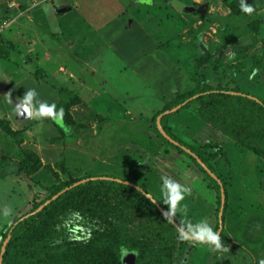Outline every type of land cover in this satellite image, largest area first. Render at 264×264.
Wrapping results in <instances>:
<instances>
[{
	"label": "rangeland",
	"instance_id": "rangeland-1",
	"mask_svg": "<svg viewBox=\"0 0 264 264\" xmlns=\"http://www.w3.org/2000/svg\"><path fill=\"white\" fill-rule=\"evenodd\" d=\"M76 1L79 10L59 16L54 5L69 0H0V24L9 20L8 17L13 18L12 27L7 26L0 35V157L16 162L30 160L21 174L12 173L0 179V208L5 205L12 208L10 216H0V244L9 226L50 195L48 186L74 178L108 176L140 183L165 204L160 187L163 177H171L192 188L191 195L182 202L188 205V219L193 222L207 219L215 230L223 219L222 233L226 240L222 242L228 251L217 252L207 245L182 241L170 263L260 264L264 259V159L253 151L241 149L228 135L216 130L215 117L207 124L198 119L201 127L197 129L190 125L183 129L179 138L214 156L212 163L222 180L215 175L225 184L229 201L224 206L221 202L218 212L217 190L191 158L172 149L166 157L160 155L154 164L141 139L149 138L151 119L169 102L161 96H172V87L176 88L172 92L182 86L185 89L186 79L182 78L189 70L197 71L190 50L199 55L210 52L216 64H226L219 61L221 52H225L226 59L235 53L233 66L249 58L248 69L230 68L224 73L227 75L224 85L242 90L237 93L264 96L263 73L250 60L263 46L256 39L261 36L256 32V37L254 33H245L242 28V24L249 23L256 28V23L264 21V0H248L261 8L255 7L256 11L246 14L243 20L234 12L239 8V0H177L187 2L189 7H195L196 3L205 5V16L197 10L182 13L172 5L176 0H152L151 6L139 0H120L113 13L110 7L92 14L86 8L104 7L105 2L96 5L95 0ZM113 1L110 0L112 4ZM32 10L52 11L62 20L50 18L46 13V19L33 21L27 28L25 17L37 18ZM105 12L109 13L104 15ZM223 22H234L236 25L231 27H238L236 31L247 34V39L218 50L220 32L224 43L231 40L229 31L219 30ZM42 53L52 60L47 59L46 63ZM30 88L37 89L40 99L64 108L63 126L50 118L17 116L15 103ZM61 95L69 100L68 105L62 104ZM187 115H175L171 121L177 124L179 117L186 120ZM190 154L194 156V152ZM145 164L152 169H147ZM176 217L183 218L179 213ZM139 258L135 251H130L124 259L120 255L123 264L151 263V257ZM35 261L39 264L83 262L70 254L63 256L55 249L45 250L41 258H33L32 264Z\"/></svg>",
	"mask_w": 264,
	"mask_h": 264
},
{
	"label": "trees",
	"instance_id": "trees-1",
	"mask_svg": "<svg viewBox=\"0 0 264 264\" xmlns=\"http://www.w3.org/2000/svg\"><path fill=\"white\" fill-rule=\"evenodd\" d=\"M194 5L198 6L197 3ZM234 12L237 15L242 13L240 8H235ZM9 14L12 13L9 12ZM8 19L13 20L11 17ZM261 22L264 21H259L256 24ZM248 25L250 28H254L251 23ZM11 27L9 26V28ZM263 52L264 41L260 53H254L250 60H253L254 67L261 70L264 75ZM207 56L208 58L204 54L202 58L205 63L209 62L213 73L208 75L209 72H207L205 82L201 80L192 90L175 95L151 119L149 138L141 140L154 164L160 155L166 157L172 149L191 158L216 188L219 197L218 212H220L222 185L182 146L194 152L221 179L212 163L214 156L207 154L202 148H195L179 137L187 125L197 129L198 126L201 127L198 124V119L207 124L209 119L215 117L217 119V122H214L217 125L216 130L228 135L241 149L253 151L255 155L264 159V100L259 98L261 102H258L249 97L250 93H244L245 95L227 93L228 91L242 93V90L236 86L224 85V81L227 80V75L224 73L230 68L240 67L245 70L249 58H243L241 64L230 65L232 67L221 73L218 70L219 64L213 61V56ZM198 94L199 96L194 98ZM188 100L190 101L183 105ZM61 102L64 106L69 104L65 95H61ZM181 105L183 106L178 111L171 112ZM166 111H170V114L164 115ZM182 113L185 116L186 113L188 114L186 120L179 117L177 124L171 121L172 117ZM160 115H162L163 129L180 145L171 142L161 132L158 126ZM222 150L223 145L220 152ZM29 162L30 160L16 162L0 157V179L8 178L12 173L21 174L26 166L30 165ZM145 166L147 169H152L147 164ZM92 177L96 176L74 178L68 182L48 186L46 190L50 195L36 203L31 211L23 214L8 227L0 244L1 258L2 249L10 237L3 264H32L33 258H41L45 250L52 249L57 250V253H61L63 256L70 254L72 258H79L83 261L82 264H109L116 259L118 260L116 264H123L119 252L122 245H126L130 251H138L141 260L146 256L151 257L150 264H172L170 262H173V256L179 250L182 241L178 239L176 227L167 222L158 206L148 198L147 194L150 192L139 181V184H134L139 185L145 192L133 185L102 179L101 176L99 179L74 186L53 200L43 210L36 212L64 189ZM223 186L227 195L226 205H228V192L225 184ZM158 202L168 210L169 207ZM176 221L178 224L180 223L177 217ZM220 226L219 220L217 231ZM221 237L222 240H226L223 233H221ZM28 247L33 249L27 250ZM245 256L249 260L252 259L248 254ZM33 264H39V262L35 261Z\"/></svg>",
	"mask_w": 264,
	"mask_h": 264
},
{
	"label": "clouds",
	"instance_id": "clouds-1",
	"mask_svg": "<svg viewBox=\"0 0 264 264\" xmlns=\"http://www.w3.org/2000/svg\"><path fill=\"white\" fill-rule=\"evenodd\" d=\"M141 4L151 6L152 0H139ZM239 8L242 13L252 15L256 9L252 3L248 0H239ZM235 59V53L229 56V60ZM256 71L252 73L255 76ZM251 78V77H250ZM40 94L36 88L27 89L26 93L19 98V102L15 103V112L17 116L28 119H43L50 118L53 121L64 125L65 110L63 107L57 106L55 102L49 103L46 100L39 98ZM9 102H12L10 99ZM160 192L163 197L162 201L169 205L168 210L164 211L163 215L169 224L176 227L178 233V239L181 241H190L198 245H207L213 248L217 252H226L228 248L222 242L220 232L215 230L207 219H201L193 222L187 218L188 205L182 203L186 200L187 196L192 193V188L187 184H181L171 177H163ZM153 204H156L160 199L154 198L151 194H147ZM177 213L183 217L180 219V223L176 224ZM12 214V208L5 205L0 208V216L8 217ZM121 258L124 259L130 250L127 246L122 245L119 249ZM137 254V252H135ZM260 264H264V259L260 261Z\"/></svg>",
	"mask_w": 264,
	"mask_h": 264
},
{
	"label": "crops",
	"instance_id": "crops-1",
	"mask_svg": "<svg viewBox=\"0 0 264 264\" xmlns=\"http://www.w3.org/2000/svg\"><path fill=\"white\" fill-rule=\"evenodd\" d=\"M74 0H69V2H64V3H62L61 4V2L60 3H58L57 5H54V7H53V9L54 8H56L55 9V13L57 14V15H64L65 13H67V12H70V11H73V10H76V9H78L79 10V5H78V1H76L75 0V3L73 2ZM118 1H120V0H114L113 1V4L110 2V0H95V3H97L96 5H98L99 3H101V2H105V5H104V7H98L97 9H93V8H86L89 12H90V14H92V13H95V12H100L101 13V10L103 9V8H110L109 10H110V12L111 13H113V11L112 10H116V8H115V6L116 5H118ZM153 2V1H152ZM257 3H258V1H257ZM187 4V2H185V1H178L177 2V0L176 1H173L172 2V5H174V6H176V8L177 9H180V10H182V13L183 12H185V13H192L193 12V10H191V11H189V9L188 8H192V7H189V6H187L186 5ZM77 5V6H76ZM191 6H192V4H190ZM88 6H90V4L88 5ZM195 6V5H194ZM198 6H201V5H198ZM198 6H195V7H198ZM255 7H257V8H259L260 7V5L259 4H257ZM261 8V7H260ZM52 9V10H53ZM97 10V11H96ZM185 10V11H184ZM32 12H33V15L34 16H37V18H36V20H31V19H29L28 17H25V19L23 20V22H26L25 24H24V26L25 27H27V28H29L32 24H34V23H32L33 21L36 23V21H38V22H41V20L42 19H46V13H47V15L48 16H51L50 18H53L54 17V19L55 20H59V21H61L62 20V17H57L56 18V16L52 13V11L51 12H44V10H42L41 12H39L38 10L37 11H33L32 10ZM106 13H109V12H105V14L104 15H106ZM53 14V15H52ZM127 13H123V15H126ZM103 15V16H104ZM237 15V14H236ZM203 16V15H202ZM238 17H239V19H244L245 18V14L244 13H240V14H238L237 15ZM195 17V16H194ZM227 19V18H226ZM49 20V19H48ZM228 20V19H227ZM104 21V20H103ZM16 25L18 24L17 23V20H16ZM238 24V23H237ZM240 25H241V23H239ZM234 25H236L234 22L233 23H226V22H223L222 23V25L220 26V28H219V30L220 31H226V32H230L231 34H230V36H231V40H229L228 42H226V43H224L225 42V40H224V36H223V38H222V35H223V33L222 32H220L219 33V38L221 39L220 40V42H221V46H219V47H216V45H214L218 50L219 49H225V47H226V44H228V46L230 45L229 43H234V45H237V42L238 41H241V40H244V39H247V34H245L246 32H250V33H254V32H259L258 34L261 36L260 38H257L256 36V33H254L255 34V37H256V39H259V44L261 43V44H263V41H264V22H261V23H259V24H257V27L256 28H250L249 27V25L247 24V25H243L242 24V28H244L245 29V33H243V32H241L240 30H238V31H236L237 29H238V27H235L234 29L231 27V26H234ZM126 26V25H125ZM241 28V27H240ZM253 29H255V31H253ZM24 31H26V30H24ZM233 31H234V33H233ZM202 32V31H201ZM204 32H205V30H204ZM240 32V33H239ZM19 33H20V31H19ZM237 34H239L238 36H237ZM233 35H234V37H233ZM184 36H186V37H188L189 38V36H187V34H185ZM184 36H183V39H184ZM235 36H237V37H235ZM254 36V35H253ZM19 36H17V38H18ZM233 38V39H232ZM31 40H33L34 42H35V45L37 44V42H36V40L33 38V39H31L30 38V41ZM188 40H190V39H188ZM191 41V40H190ZM259 44H258V47H260L259 46ZM32 46V49H33V47L36 49V46ZM223 47V48H222ZM162 48H164V46L162 47ZM261 49H262V47H260V48H258V51H257V53H260V51H261ZM34 50V49H33ZM217 50V51H218ZM216 51V52H217ZM215 52V53H216ZM190 56H191V58L193 57V64H195V63H197L196 65L198 66L197 67V71H190L189 70V72L186 74V77H184V78H182V80H184V79H186V82H185V85L184 86H187L185 89L187 90V91H190V90H192L194 87H195V85L198 83V82H201V80H203L204 82H205V75H206V73L207 72H209L208 73V75H210L211 73H213V71H212V69H210V64H209V62L208 63H205V60L202 58V56L204 55V54H202L201 55V53H200V55H199V53L197 54V53H195L194 54V52H192L191 50H190ZM214 53V54H215ZM225 52H221V58L219 59V61L220 60H223L224 61V63H226V64H219V66L220 65H222V66H225V67H222V68H220V67H218V70H220V72L221 73H223L225 70H227L228 68H230V67H232V66H230V65H233V64H231L232 63V61L233 60H228V59H226L227 58V55L226 54H224ZM205 55H206V58H208V56L207 55H209V56H211V55H213V54H211L210 52L209 53H207V52H205ZM42 56L43 57H45V60H46V63H47V59H49V60H52V58L51 57H46L43 53H42ZM51 56V55H50ZM236 57V56H235ZM205 58V59H206ZM236 59V58H235ZM243 60V59H242ZM74 61L75 62H78V59H76V57H74ZM45 63V64H46ZM250 65L249 64H247V66L246 67H249ZM252 66H254L253 64H252ZM212 67V66H211ZM61 69H63V68H60V70ZM246 69H248V68H246ZM245 69V70H246ZM257 74V73H256ZM175 78V77H174ZM197 78H200V80H197ZM264 78V75H263V77H261V79H263ZM167 79V78H166ZM213 79V78H212ZM181 83V82H180ZM254 88H255V86H254ZM253 88V89H254ZM176 88L175 87H172L171 88V93H172V96H170V97H167V94H163L161 97L163 98V99H167V101L169 100V101H171L173 98H174V96L175 95H177V94H179L180 92H178V91H183V93H185V89H184V87L182 86V88L180 89H177L176 91H174V92H172V90H175ZM167 93V92H166ZM227 93H232V94H241V93H237V92H233V91H228ZM255 94H257V93H255ZM242 95H245L244 93L242 94ZM164 96H166V98H164ZM250 96V95H249ZM251 96H254V95H251ZM255 97H257V98H259V94H257V96H255ZM261 99L262 100H264V96L262 95V97H261ZM174 119H175V117H173ZM232 149V148H231ZM178 219V218H177ZM179 222H180V220H179ZM223 226V225H222ZM221 228V227H220ZM224 228V227H223ZM219 231H220V229H219ZM223 231V230H222ZM222 231H221V233H222ZM251 260V259H250ZM252 261V260H251Z\"/></svg>",
	"mask_w": 264,
	"mask_h": 264
},
{
	"label": "water",
	"instance_id": "water-1",
	"mask_svg": "<svg viewBox=\"0 0 264 264\" xmlns=\"http://www.w3.org/2000/svg\"><path fill=\"white\" fill-rule=\"evenodd\" d=\"M189 9V11H191V10H193V11H199L203 16H205V12L207 11V7L204 5V6H200V7H198V8H196V7H192V8H188ZM198 97V95H196V96H194V98H197ZM250 98H252V99H255V100H257L258 102H261L260 100H259V98H257V97H255V96H249ZM181 106H178V107H176V108H174L171 112H175V111H178L179 110V108H180ZM168 113H170L169 111H166L165 112V114H168ZM161 117L162 116H159V118H158V126H159V129L161 130V132L171 141V142H173V143H175L176 145H180V143L179 142H177L176 140H174L173 138H171L167 133H166V131L163 129V127H162V125H161ZM183 148H185V149H187L185 146H182ZM189 153H193V152H191V151H188ZM196 154L194 153V156H195ZM196 158L198 159V162L208 171V172H210L211 174H212V176L215 178V179H217L218 181H219V183L222 185V183H221V181L217 178V176L210 170V168L199 158V157H197V155H196ZM100 177H92V178H88V179H84V180H81V181H79V182H77V183H75L73 186H71V187H68V188H66V189H64L62 192H60L59 194H57V195H55L52 199H50V200H48L44 205H42L36 212H39V211H41V210H43L47 205H49L53 200H55V199H57L59 196H61L63 193H65L66 191H68L69 189H71V188H73L74 186H78V185H80V184H82V183H85V182H88V181H90V180H96V179H99ZM102 179H109V180H116V181H118V182H124V183H127V184H130V185H133V186H135V187H137L139 190H142L143 192H145L144 190H143V188H141L140 186H138V185H136V184H134V183H132V182H128V181H124V180H122V179H116V178H109V177H101ZM226 199H227V195H226V192H225V188H224V186L222 185V203H223V206L225 205V202H226ZM156 205L158 206V208L161 210V212L162 213H164V211H166V209L159 203V202H157L156 203ZM223 215V212H221V216ZM220 222H221V229H220V233H221V231L223 230L222 229V225H223V219L221 218L220 219ZM176 224L178 225V222L176 221ZM9 239H10V237L8 238V240L5 242V245H4V247H3V249H2V254H1V258H0V264H3V261H4V255H5V252H6V247H7V244H8V242H9Z\"/></svg>",
	"mask_w": 264,
	"mask_h": 264
},
{
	"label": "built area",
	"instance_id": "built-area-1",
	"mask_svg": "<svg viewBox=\"0 0 264 264\" xmlns=\"http://www.w3.org/2000/svg\"><path fill=\"white\" fill-rule=\"evenodd\" d=\"M11 20H6L4 22H2V24H0V35L2 34L3 30L7 29V26L11 25Z\"/></svg>",
	"mask_w": 264,
	"mask_h": 264
},
{
	"label": "flooded vegetation",
	"instance_id": "flooded-vegetation-1",
	"mask_svg": "<svg viewBox=\"0 0 264 264\" xmlns=\"http://www.w3.org/2000/svg\"><path fill=\"white\" fill-rule=\"evenodd\" d=\"M198 7H200V6H198ZM198 7H197V8H198Z\"/></svg>",
	"mask_w": 264,
	"mask_h": 264
}]
</instances>
